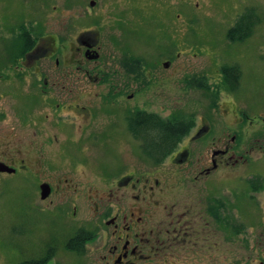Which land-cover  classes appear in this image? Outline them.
I'll return each mask as SVG.
<instances>
[{
  "label": "flooded vegetation",
  "instance_id": "flooded-vegetation-1",
  "mask_svg": "<svg viewBox=\"0 0 264 264\" xmlns=\"http://www.w3.org/2000/svg\"><path fill=\"white\" fill-rule=\"evenodd\" d=\"M70 3L84 10L67 33L21 18L0 36V239L17 250L13 264H264V103L251 116L235 101L242 71L224 56L251 35L228 36L243 34L230 32L242 13L223 47L174 41L152 55L132 34L128 0L100 16L88 11L97 0ZM181 53L211 60L188 70L175 65ZM171 82L204 106L143 99ZM113 137L109 165L96 153ZM64 142L86 155L61 154ZM45 212L65 230L45 234Z\"/></svg>",
  "mask_w": 264,
  "mask_h": 264
},
{
  "label": "rangeland",
  "instance_id": "rangeland-1",
  "mask_svg": "<svg viewBox=\"0 0 264 264\" xmlns=\"http://www.w3.org/2000/svg\"><path fill=\"white\" fill-rule=\"evenodd\" d=\"M70 1L0 0V36L8 37L5 35L8 27L6 22L14 23L21 18H25L24 22L27 23L29 21L34 23L36 18H41L38 21L45 31L59 35L67 33L65 29L67 20L73 17V13H81L84 10L83 4H71ZM97 2L99 3L88 11L100 16L106 5L109 8L110 0H106L107 4L103 0H97ZM126 6L130 11L127 19L130 21L129 26L133 29L132 34L138 38L140 43L146 42L147 45H151L152 55L158 53L160 46H166L174 41L178 44L184 43V40L197 42L198 39L196 46L190 44L184 47L185 50L191 48L193 51H198L199 48L204 49L208 45L223 47L226 40V29L239 14L245 12L246 8L253 9L259 16V21L254 23L251 35L243 43H237L238 47L234 45L228 47V45L224 56L229 60H239L238 63L242 71L239 95L235 96V101L251 116L259 113L264 103V0H128ZM193 16H200V22L198 20L195 23L194 19H189ZM2 43L4 42L0 37V49ZM141 50L146 51L145 48H141ZM210 53L214 54L215 49ZM175 60L177 61L175 65L184 64L188 70H192L196 65L209 62L211 56L207 53H181ZM164 86L165 93L161 91L160 86L148 88L143 99L145 98L146 101L155 99L158 105L165 103L164 109L168 105L171 107L181 106L183 109L204 106L205 101L201 99L198 90L183 89L174 82ZM167 95H169L168 99L165 100ZM21 99L23 104L29 103V98L23 94H21ZM231 99L233 100V98ZM166 110L168 111V109ZM116 141L117 138L113 137L107 143L105 150L98 149L96 156L99 161L109 165L115 161L114 159L120 155L121 148ZM63 145L65 146L60 147L65 153L61 154L72 158L86 155L84 150L70 142H64ZM261 167H264V163L257 165V169ZM4 201L5 198L0 199V204H3ZM47 214H51V212H45L43 221L39 223V227H42L45 234L54 230L56 224L58 232L65 230L61 217L55 218L53 221L51 220L52 216H46ZM39 235L40 233L36 234L33 239L36 240ZM35 240L28 241L27 251L36 250L38 241ZM9 250L11 252L8 253ZM18 257L17 250L10 247L6 239H0V264H13L18 260ZM62 258V256L57 257V260L64 263Z\"/></svg>",
  "mask_w": 264,
  "mask_h": 264
},
{
  "label": "trees",
  "instance_id": "trees-1",
  "mask_svg": "<svg viewBox=\"0 0 264 264\" xmlns=\"http://www.w3.org/2000/svg\"><path fill=\"white\" fill-rule=\"evenodd\" d=\"M250 16L251 17V25L248 27V26H243L242 23L245 22V19L247 18V16ZM256 13L253 9L251 8H246L245 9V12H243L239 18L237 19L236 23L231 27V30L230 32L232 33L233 29H237V28H246L245 30H243V34L242 35H234V34H230L229 33V38L232 39V40H242L244 39L245 37H247L248 35L251 34L252 30H253V25L254 23H256L258 21V17L256 18ZM256 18V19H255Z\"/></svg>",
  "mask_w": 264,
  "mask_h": 264
}]
</instances>
